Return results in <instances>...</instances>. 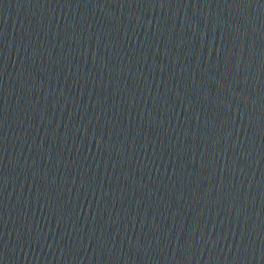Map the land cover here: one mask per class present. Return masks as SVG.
I'll return each mask as SVG.
<instances>
[{"label":"water","instance_id":"95a60500","mask_svg":"<svg viewBox=\"0 0 264 264\" xmlns=\"http://www.w3.org/2000/svg\"><path fill=\"white\" fill-rule=\"evenodd\" d=\"M0 264H264V0H0Z\"/></svg>","mask_w":264,"mask_h":264}]
</instances>
